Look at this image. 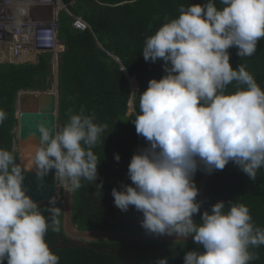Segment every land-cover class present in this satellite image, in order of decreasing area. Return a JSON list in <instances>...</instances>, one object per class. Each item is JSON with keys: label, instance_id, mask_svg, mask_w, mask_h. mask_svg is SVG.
<instances>
[{"label": "clouds", "instance_id": "9594fccd", "mask_svg": "<svg viewBox=\"0 0 264 264\" xmlns=\"http://www.w3.org/2000/svg\"><path fill=\"white\" fill-rule=\"evenodd\" d=\"M219 2L223 7L216 0L181 5L178 18L146 38L141 55L146 62L162 60L166 74L151 79L140 94L133 123L147 146L131 158L127 174L132 183L112 189L117 208L142 212L146 233L193 238L203 251H187L184 264H250L258 258L251 249L264 245V228L254 224L244 203L219 201L203 212L199 223L194 219L202 205L197 171L212 174L231 162L255 182L264 167V88L246 65L232 67L229 52L235 47L240 58L256 53L264 39V0ZM73 5L70 11L77 15ZM62 12L72 17L64 9L59 17ZM14 15L20 23L24 9L18 7ZM60 41L58 31L57 42L65 47ZM23 62L31 61L17 63ZM230 84L234 92L228 91ZM6 118L0 109V124ZM95 121L94 114L81 109L60 129L40 122L39 142L30 138L23 165L12 151L0 148V264H59L46 235L61 230V209L54 199L42 209L28 194L25 173L35 172L43 188L45 177L55 170L57 194L58 182L72 191L84 180L96 182L100 162L93 149L108 125ZM114 158L121 159L118 153ZM154 264L169 261L158 258Z\"/></svg>", "mask_w": 264, "mask_h": 264}, {"label": "trees", "instance_id": "16d2710c", "mask_svg": "<svg viewBox=\"0 0 264 264\" xmlns=\"http://www.w3.org/2000/svg\"><path fill=\"white\" fill-rule=\"evenodd\" d=\"M69 2L70 0H64ZM207 0H76L72 11L82 16L91 30L80 31L72 26V17L60 14L59 38L65 44L58 67V119L63 126L70 114L81 109L94 114L97 123H106L101 142L93 149L100 162L97 181H82V187L73 191L71 219L79 230L126 231L146 233L141 226L142 212L134 207L127 212L114 204L112 189L122 190L131 184L128 166L134 153L146 147L147 142L137 135L133 120L128 115L132 96L130 76H135L139 89L133 98L139 114L140 94L151 79H160L166 73L163 61L146 62L142 49L146 38L166 22L178 18L181 5L203 4ZM217 7H223L216 0ZM233 68L246 65L257 83L264 88V39L258 43L256 53L240 58L237 49L230 48ZM37 62L0 63V109L7 118L0 124V148L10 150L17 158L14 142L18 125L17 97L20 90H45L49 87L51 59L42 52ZM118 58V60H117ZM234 84L228 86L234 92ZM121 159L117 162L115 154ZM205 172L197 171L194 179L200 189ZM102 185V187L100 186ZM199 200V196L197 198ZM205 199L207 210L219 201L244 203L256 226L264 228V167L252 182L238 166L229 162L223 170L215 171L208 179ZM200 201V200H199ZM46 208L48 203L40 205ZM227 211V206L225 208ZM48 215L47 212L44 213ZM202 211L194 216L199 223ZM61 230L48 231L46 241L59 256V264H154L167 257L169 264H184L187 251L200 250L193 241H158L136 239H100L76 243L63 226L64 213L59 217ZM258 257L250 264H264V245L252 248ZM4 264H7L5 260Z\"/></svg>", "mask_w": 264, "mask_h": 264}, {"label": "water", "instance_id": "95a60500", "mask_svg": "<svg viewBox=\"0 0 264 264\" xmlns=\"http://www.w3.org/2000/svg\"><path fill=\"white\" fill-rule=\"evenodd\" d=\"M52 12V6H33L30 8L31 17L36 20H48L51 18ZM123 70L126 73V70ZM130 103H132V100L130 101ZM58 109L59 95L55 91H26L25 97L20 101L19 109H17L19 111V116L16 113V116H18L17 118L19 133H17V137L19 141L27 142L31 137L35 136L37 138L36 142H39V137L41 134L38 131V124L40 122H44L50 128L58 129ZM20 164L23 165L22 162ZM212 174L205 173L201 180L199 200L200 202H202V214L205 210H207L205 190L207 181ZM54 177L55 170H53L47 177H45L46 186L41 188L39 183L37 182L35 172L25 173L24 184L28 189V194L32 196L34 200L39 202L40 205L48 202L50 199H54L57 195V181H55ZM71 199L72 191H66L63 226L64 231L72 238H88L92 240L136 239L158 241H193L192 237L180 239L172 235L156 236L148 233H131L126 231L79 230L73 224L71 219Z\"/></svg>", "mask_w": 264, "mask_h": 264}, {"label": "built area", "instance_id": "2783aa9c", "mask_svg": "<svg viewBox=\"0 0 264 264\" xmlns=\"http://www.w3.org/2000/svg\"><path fill=\"white\" fill-rule=\"evenodd\" d=\"M70 5L63 0H0V62L17 63L24 60L29 50L37 53L49 52L52 55L51 70L58 74L59 58L65 47L57 42L60 27L59 13L66 10L72 17L75 29L85 31L91 25L70 11ZM33 6H52V16L48 20H36L31 17ZM18 7L24 9L20 23L16 22L15 11Z\"/></svg>", "mask_w": 264, "mask_h": 264}, {"label": "rangeland", "instance_id": "374dc122", "mask_svg": "<svg viewBox=\"0 0 264 264\" xmlns=\"http://www.w3.org/2000/svg\"><path fill=\"white\" fill-rule=\"evenodd\" d=\"M60 42H62V41H60ZM35 52V51H34ZM42 53V52H41ZM41 53H37V52H35L34 54H36L35 56H34V58L33 59H29V60H31V62H33V61H36L37 60V57L38 56H40V54ZM39 58V57H38ZM60 60H59V62H61V57L59 58ZM51 69V68H50ZM127 76H128V78H130L131 76L129 75V73H128V71H126V73H125ZM48 80L50 81V83H49V87L47 88V90H54V91H58V74L57 73H55V76L53 75V72L51 73V75H49V77H48ZM135 80L136 81H134V82H136V86H135V88L133 87V85H132V81H133V79H131V82H130V91H131V94H132V96L131 97H133V98H135V97H137V91H138V81H137V79L135 78ZM129 81H130V79H129ZM24 97H25V93H23V92H21L19 95H18V97H17V100H18V105H17V109H19V103H20V101L21 100H23L24 99ZM131 99V98H130ZM20 100V101H19ZM130 101L131 100H129V109H128V112H127V114L128 115H131V114H135V115H137L136 114V111H135V108H134V102L132 101V103H130ZM18 113H19V111H17V115H18ZM63 127V124H62V122L58 119V129H60V128H62ZM15 132L16 133H18V126L16 127V129H15ZM19 139H18V137L16 136V138H15V142H14V150L17 152V156H18V163L20 162L21 163V159H20V151H19ZM58 184H59V190H58V194L56 195V197L54 198V200L57 202V207H59L62 211H63V213H64V209H65V201H66V191H69V190H71V188H70V185H68V184H61V183H59L58 182ZM72 191V190H71ZM72 196H73V191H72ZM73 198V197H72ZM71 203H72V199H71ZM72 209H73V203H72ZM73 240H74V242H76V243H80V244H82V243H85V242H90V241H92V239H88V238H72ZM172 242H180V241H172Z\"/></svg>", "mask_w": 264, "mask_h": 264}, {"label": "bare ground", "instance_id": "6f19581e", "mask_svg": "<svg viewBox=\"0 0 264 264\" xmlns=\"http://www.w3.org/2000/svg\"><path fill=\"white\" fill-rule=\"evenodd\" d=\"M28 54H29V52L25 55L24 58H27V59L28 58H30V59H33L34 58V53H30L29 54V57H28ZM129 79H130V82H131V79H133L132 85L135 88V86H136V82H134V81H136L135 80V77L134 76H131ZM39 93H41V92H39ZM18 116H19V113H18ZM18 133H19V127H18ZM28 142L29 141H27V142H19L20 159H21L22 164L25 163V152L27 150ZM58 189H59V186H58Z\"/></svg>", "mask_w": 264, "mask_h": 264}, {"label": "crops", "instance_id": "0c3cea01", "mask_svg": "<svg viewBox=\"0 0 264 264\" xmlns=\"http://www.w3.org/2000/svg\"><path fill=\"white\" fill-rule=\"evenodd\" d=\"M35 56V55H34ZM25 57V56H24ZM29 57V56H28ZM36 57V56H35ZM38 58V57H37ZM27 58H24V60H26ZM28 59H30V58H28ZM31 61V60H30Z\"/></svg>", "mask_w": 264, "mask_h": 264}]
</instances>
